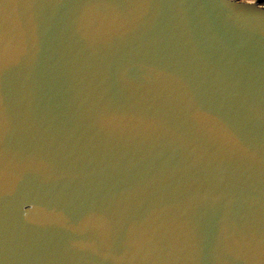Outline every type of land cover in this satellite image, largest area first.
<instances>
[{
	"label": "water",
	"instance_id": "1",
	"mask_svg": "<svg viewBox=\"0 0 264 264\" xmlns=\"http://www.w3.org/2000/svg\"><path fill=\"white\" fill-rule=\"evenodd\" d=\"M0 0V264H264V5Z\"/></svg>",
	"mask_w": 264,
	"mask_h": 264
},
{
	"label": "rangeland",
	"instance_id": "2",
	"mask_svg": "<svg viewBox=\"0 0 264 264\" xmlns=\"http://www.w3.org/2000/svg\"><path fill=\"white\" fill-rule=\"evenodd\" d=\"M246 1H254V0H246ZM259 4H263L264 5V1L263 0H259Z\"/></svg>",
	"mask_w": 264,
	"mask_h": 264
},
{
	"label": "trees",
	"instance_id": "3",
	"mask_svg": "<svg viewBox=\"0 0 264 264\" xmlns=\"http://www.w3.org/2000/svg\"><path fill=\"white\" fill-rule=\"evenodd\" d=\"M264 1V0H263Z\"/></svg>",
	"mask_w": 264,
	"mask_h": 264
}]
</instances>
